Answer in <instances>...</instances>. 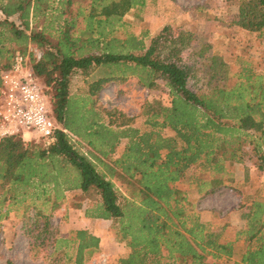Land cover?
I'll use <instances>...</instances> for the list:
<instances>
[{
  "label": "trees",
  "instance_id": "obj_1",
  "mask_svg": "<svg viewBox=\"0 0 264 264\" xmlns=\"http://www.w3.org/2000/svg\"><path fill=\"white\" fill-rule=\"evenodd\" d=\"M228 1L236 4L233 23L263 39L264 0ZM143 3L0 0V70L16 51L39 48L33 68L49 115L66 130L48 144L0 137V221L14 211L33 257L51 246L84 264L100 252L99 237L84 228L57 237L50 215L86 200L85 216L111 220V235L129 248L115 264H264L260 191L243 196L247 212L234 229L202 221L182 187L187 180L206 195L231 185L243 144H252L264 170V73L243 60L231 73L213 53L200 66L185 64L190 36H171L168 26L148 43L146 33L122 29L124 14ZM76 75L88 77L84 93L71 92ZM126 76L144 88L163 83L170 94L168 104H144L139 126L99 101L102 89Z\"/></svg>",
  "mask_w": 264,
  "mask_h": 264
},
{
  "label": "rangeland",
  "instance_id": "obj_2",
  "mask_svg": "<svg viewBox=\"0 0 264 264\" xmlns=\"http://www.w3.org/2000/svg\"><path fill=\"white\" fill-rule=\"evenodd\" d=\"M235 14L236 4L228 0H144L142 6H134L124 14L121 28L138 36L146 33L143 38L148 43L151 36L168 26L171 36L179 33L190 36L189 44L181 53L185 64L200 66L204 56L213 53L222 58L231 73L239 69L240 60L250 62L257 71L264 73V38L260 39L255 33L235 25ZM201 51L203 55L199 56ZM87 88L88 77L76 75L73 78L72 94L84 93ZM155 99L162 104L169 103L170 94L163 83L155 88H144L137 83L134 76L110 82L99 94V101L103 106L131 116V124L136 126L143 121L144 104ZM170 134L171 130H164V135ZM240 146L243 160L234 164V181L231 185L200 195L187 180L183 182L182 187L187 190V197L202 221L213 225L227 224L229 228L237 229L243 224L244 214L247 212L243 196L255 191H260V195L264 196V170L258 168L252 144ZM80 148L85 150V147ZM122 148L123 142L116 147L115 155ZM66 196L69 199L72 192H68ZM86 206L87 201L84 200L79 209L63 205L51 213L50 224L57 237L68 235L71 229L82 228L85 221L92 219L84 214ZM28 213L31 214V211ZM22 224L13 210L1 219L0 264H5L7 260H11L13 264H72L66 261L62 251L52 252L51 246L46 249L37 247L38 256L33 257L29 250L28 237L21 229ZM107 224L108 233L102 239L100 252L84 264H115L119 256L129 252L123 242L117 241L111 235V220ZM66 250L69 255L74 253L72 247Z\"/></svg>",
  "mask_w": 264,
  "mask_h": 264
},
{
  "label": "built area",
  "instance_id": "obj_3",
  "mask_svg": "<svg viewBox=\"0 0 264 264\" xmlns=\"http://www.w3.org/2000/svg\"><path fill=\"white\" fill-rule=\"evenodd\" d=\"M41 50L29 45L25 52L16 51L9 67L0 70V137L19 135L24 141L54 140L62 130L49 115L32 58L38 60Z\"/></svg>",
  "mask_w": 264,
  "mask_h": 264
},
{
  "label": "crops",
  "instance_id": "obj_4",
  "mask_svg": "<svg viewBox=\"0 0 264 264\" xmlns=\"http://www.w3.org/2000/svg\"><path fill=\"white\" fill-rule=\"evenodd\" d=\"M107 221L108 219H89L88 222L85 221V224L81 226L82 228L87 229L88 231L99 237V249L101 248L102 239L108 233V224L106 225Z\"/></svg>",
  "mask_w": 264,
  "mask_h": 264
}]
</instances>
